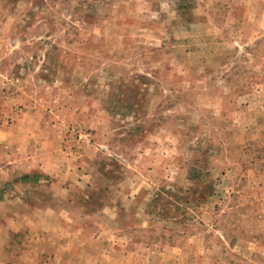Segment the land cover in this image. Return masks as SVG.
<instances>
[{
  "label": "rangeland",
  "instance_id": "374dc122",
  "mask_svg": "<svg viewBox=\"0 0 264 264\" xmlns=\"http://www.w3.org/2000/svg\"><path fill=\"white\" fill-rule=\"evenodd\" d=\"M0 264H264V0H0Z\"/></svg>",
  "mask_w": 264,
  "mask_h": 264
},
{
  "label": "crops",
  "instance_id": "0c3cea01",
  "mask_svg": "<svg viewBox=\"0 0 264 264\" xmlns=\"http://www.w3.org/2000/svg\"><path fill=\"white\" fill-rule=\"evenodd\" d=\"M19 211V206L17 204L14 205V222L11 220V225H14V230L26 227L32 232L37 231L38 233H42L43 236L52 233L60 238L62 237L61 235L65 234L60 218L62 217L61 211L53 202L43 199L39 206L28 203L21 212ZM49 212L55 214L56 222L50 220ZM71 235H74L76 239L75 231L68 233V236Z\"/></svg>",
  "mask_w": 264,
  "mask_h": 264
}]
</instances>
